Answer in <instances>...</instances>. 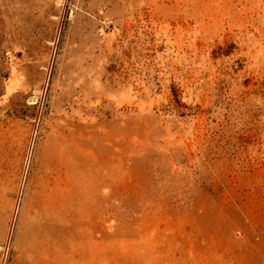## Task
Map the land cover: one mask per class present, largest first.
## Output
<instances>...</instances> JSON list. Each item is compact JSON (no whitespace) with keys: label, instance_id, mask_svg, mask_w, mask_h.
<instances>
[{"label":"rangeland","instance_id":"rangeland-1","mask_svg":"<svg viewBox=\"0 0 264 264\" xmlns=\"http://www.w3.org/2000/svg\"><path fill=\"white\" fill-rule=\"evenodd\" d=\"M0 264H264V0H0Z\"/></svg>","mask_w":264,"mask_h":264}]
</instances>
